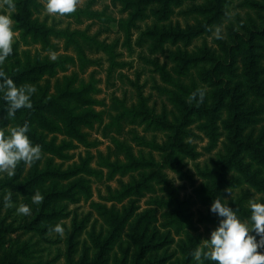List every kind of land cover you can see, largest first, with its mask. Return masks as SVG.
<instances>
[{
	"label": "rangeland",
	"instance_id": "rangeland-1",
	"mask_svg": "<svg viewBox=\"0 0 264 264\" xmlns=\"http://www.w3.org/2000/svg\"><path fill=\"white\" fill-rule=\"evenodd\" d=\"M37 1L40 5L36 9L31 8L32 16L30 19L35 21V25L39 28L42 26L43 29L52 28L55 31L50 35L49 43L35 42L30 34L23 36L21 34L23 29L15 27L21 23L18 20L23 17V14H20L16 8L14 11L8 9L5 0H0V12H8L12 15L16 33L14 43L18 41L20 51H30L33 60L43 64L57 60L60 55L68 57L62 60V63L54 66L53 69H49L47 73L39 76L33 85L37 94H39L38 85L48 88L49 96H53L73 114L83 116V121L76 123L86 140L84 143L66 132L65 125L60 119L64 118L67 122L68 114L63 113L61 118L54 115L52 122L56 128L51 131L42 127L37 129L38 132L45 135L47 141H52L56 147H60V155L44 152L38 163L39 169L47 163L46 159L49 158H52L55 167L57 166L62 171L80 164L82 159H87L92 168L102 170L107 175L108 169L105 166V160L112 163L119 162L118 164L121 165L128 162L116 144V140L126 141L133 147L135 158L144 160L148 165L140 167L144 169V174L162 171L173 186L165 189L164 182H160L157 178L158 175L153 174L152 183L155 190L147 192L144 189V197L136 201L135 204L139 207L124 230L121 239V242L124 243L123 248L127 246L126 236L130 234V226L137 218L136 215L145 213L147 210H154L151 214L145 213L144 218L146 222L152 225L151 231H153L154 226L158 228L161 235L163 232H167L163 223L170 220L174 221L173 218L176 216V214L167 213L171 206L177 215L181 213L183 217L181 219L182 224L176 222L168 227L174 238L168 255L175 253L174 258L181 257L180 245L187 248L194 246L204 249V239L210 237L211 230L218 225L220 219H217V215L210 211L213 200L207 195L210 186L213 187L214 185L210 179L197 173L196 165L208 162L216 151L208 152L205 149L208 139L201 131L195 129L196 121L193 124L194 128H192L196 134L202 136L200 138L196 136L183 138L181 137L183 136L182 133H174L173 130L169 128L166 130L159 125V117L163 114L164 105L170 110H177L180 106L178 103L170 102L167 97L159 95L156 84L164 85V81L159 74L158 67L163 68L167 65V70L171 71L175 67L180 70L181 66H190V63L183 65L182 59L171 60L168 57V49L173 50L177 55V52L180 51L178 48L181 47L182 50L187 49L189 52H194L192 57H202L205 50L208 49L211 53V59L207 60L205 65L203 63L204 68L200 73L201 78L198 79V84L211 92L212 89L224 86L225 79L231 78L229 72L232 71L233 67L227 66V62L233 58H236V65L238 66V70L235 72L237 79L239 81L247 80L248 74L243 70L244 65L249 62L247 55L251 48L257 54V62L254 68L258 70L259 80L264 83V31L261 30L264 25V0H171L167 7L163 6V0H149L144 2L139 10L133 5L118 4L114 7L111 0H95L96 3L92 9L103 13L105 17L102 19L84 17L81 19L82 21L60 14H49L45 10V2ZM89 1L79 0L78 7L85 6ZM133 15H135V23L130 28L132 37L131 42H128L119 23L120 20L132 18ZM252 21L257 24L256 29L251 26ZM195 29H203L202 37L199 36L190 44L185 45L184 33ZM77 31H82L85 38H94L99 42L114 46V72L109 73L111 66L109 56L103 50L87 47V44L83 48L88 58L93 61L89 63L86 70L81 69L76 48H74L76 45L73 42L69 45L66 44V38L71 34L75 40L81 42V37ZM155 32L168 34L163 37L162 46H164V50L157 51L152 47L159 43V35H156ZM175 34H178V39H175ZM218 34L221 38H217ZM174 40H177L176 43ZM53 56L55 59L52 58ZM13 61L14 58L12 57L0 64V71L5 73L6 68L4 67L9 66L8 64ZM227 88L225 86L224 90ZM74 90L81 92L80 96L83 100H80L78 96H71L66 93L69 91L78 93ZM259 95L255 107H264V95ZM144 100L146 101L144 102ZM190 100L193 99L186 98L185 101ZM228 100H225L226 104H229ZM195 116L194 114L191 118L196 120ZM0 123H4L2 127H5L7 131L12 128L13 119L0 114ZM168 123L170 125L177 123L174 114H169ZM263 124L264 121L262 125L257 127L258 133ZM131 131L139 136H144L149 141L154 139L161 145L179 142V139L183 138L184 148L194 147L200 155L194 158L188 151L186 153L180 152L176 146H172L176 151V158L172 165H168L165 157L169 151L160 152L147 145L139 146L134 141V133ZM189 145L191 146L189 147ZM21 162L18 163L17 167L21 166ZM33 163H25L20 177L21 181L28 179ZM13 176L0 174V201L4 205V196L10 191L6 193L3 191L10 189L8 182ZM88 178L90 180V198L78 193L79 201L61 203L67 204L65 209L68 214L67 217L44 218L37 225H31L46 230L44 237L35 230L28 228L35 218L36 210L41 206V202L33 203L31 197L36 191L41 193V190L48 187L50 180L40 181L38 185L40 187L35 188L33 193L17 195V197L15 196L16 200L11 195L13 204L10 207H3L1 217L6 214L5 211L8 208L12 210V217L8 218L7 222H11L13 218L16 220L13 225L14 231L8 239L17 241L19 245L22 243V247H26L27 252H31L27 259L28 263L79 264L83 249L93 245L88 234L91 232L93 224H95L94 234L96 235L100 233L103 224V218L98 215L99 210L93 207L91 203L94 201L107 204L110 207L113 203L106 202L105 198L124 188L119 180H123L129 186L137 185L143 180L135 169L129 170L125 177H122L117 171L110 180L106 179V176ZM66 183L67 181H62L60 184L63 186ZM228 188H230L231 195L226 191ZM247 188L248 185L244 184L226 186L222 189V192H226L222 194V200L227 198L226 202L233 209H236L238 215L243 219L250 216V201L261 200L260 198L264 196L263 191L257 192V189L252 187L251 190L255 192V196L239 202ZM134 194L136 193H133V196L132 194L129 195L120 203H116L117 208L123 209V206L129 204L130 200L137 199L138 196ZM162 198H165V201L170 202V204L164 206L158 204L164 200ZM237 202L238 207H234ZM20 203H26L31 207L32 211L29 215L23 216V214L16 212L15 208ZM47 210H52V205ZM86 217L89 218L86 229L82 232L79 231L80 235L75 238L74 242L67 241L68 232H72L80 224L83 225ZM155 218L156 220H154ZM56 224L62 226V233L53 230ZM162 238L163 236L160 237V239ZM180 240L184 242L181 243ZM9 246L10 243H7L0 249V261L5 257V249L7 250ZM114 247L111 252L112 259L108 264H114L115 257L117 259L122 257L118 243ZM207 262L216 264L215 261L204 258L200 264Z\"/></svg>",
	"mask_w": 264,
	"mask_h": 264
},
{
	"label": "trees",
	"instance_id": "trees-1",
	"mask_svg": "<svg viewBox=\"0 0 264 264\" xmlns=\"http://www.w3.org/2000/svg\"><path fill=\"white\" fill-rule=\"evenodd\" d=\"M42 1L45 2V0ZM111 1L114 7L118 4L125 6L133 5L139 10L141 5L149 0ZM163 1V6L167 7L171 0ZM95 3V0H90L85 6L77 7L75 12L62 15L77 21H82L81 19L84 17L88 19H102L105 17L103 13L92 9ZM15 4V8L20 14H23V17L18 20L21 23L15 26L23 29L21 34L23 36H25V34L27 36L30 34L35 42L41 41L42 44L49 43L50 35L55 33V31L52 28L43 29L42 26L39 28L35 25L36 22L30 19L32 16L31 8L36 9L40 3L37 0H15ZM134 17L135 15L128 20H120L119 23L120 27L124 30L128 42H131L132 34L130 28L135 23ZM253 21L251 22V26H254L256 29L258 26ZM261 30L264 31V25ZM77 32L79 37H81V42H79L80 40H75L71 34L67 36L66 44L69 45L73 42L76 45L74 48H76L81 69L86 70L89 63L93 61L88 58L83 48L87 44V47L92 49L95 48L100 51L103 50L109 56L111 63L109 73L111 74L114 72V46L99 42L94 38H85L82 31ZM202 33L203 29L190 30L188 33H184L183 37H186L185 45L190 44L199 36L202 37ZM35 34L37 37L40 35L39 38H36ZM156 35H159V43L152 47L157 51L164 50V46H162L163 37L168 34L166 32H158ZM175 39H178V34H175ZM176 41L177 40H174V43H176ZM19 47L20 44L18 41L13 43V52L6 60L13 57L14 61L8 64L9 66L6 65L4 67L6 68L5 75L11 77L18 86L24 84L33 85L39 79V76L47 73L49 69H53L54 66L62 63V60L68 58L60 55L55 61L40 64L39 61L33 60L30 51L22 52ZM178 50L180 51L177 52L176 55V52L168 49V57L171 60L182 59L184 61L183 65H188V63H190V66H181L180 70H177L175 67L172 68L171 71L167 70V65L163 68L158 67L164 85L156 84V89L160 93L159 95L167 97L170 102L178 103L180 107L177 110H170L164 105L163 114L159 117V125L164 129L166 128V130L168 128L173 130L174 133H182L183 136L181 137L183 138L185 136L202 137L194 132L193 128L195 127V129L201 131L208 139V144L205 149L208 152H216L208 162L202 165L197 164L196 170L200 176L210 179L213 183L212 185H214L213 187L210 186V191L207 192L210 199H223L222 194L226 192H222V189L226 186L248 185V188L245 189L239 202L246 201L250 197L255 196V192L251 190L252 187L256 188L257 192H264V124L260 127L259 133L257 132V127L262 125L264 121V107H255L257 97H260L259 94L264 95V83L259 80L258 70L254 68L257 62V54L254 53L253 49H249V54L247 55L249 62L244 65L245 67L243 70L248 74L246 81H239V79H237V74L235 72L238 70V66L236 65V58H233L227 62V66L231 65L233 67L231 69L232 71L229 72L231 78L225 79L226 82L224 86L212 89L210 92L206 87L199 86L198 84V79L201 78L200 73L206 61L211 59L210 50H205L202 57H192L194 52H189L187 49L182 50L181 47L178 48ZM225 86L226 88L228 87L227 90H224ZM197 88H203L205 90L204 101L202 103L197 100L185 101L186 98H190V94ZM37 89L39 90V94L35 92L31 96L32 107L30 109H18L16 114L11 117L13 119L12 128L27 122L29 125L27 134L34 144H39L41 146L42 154L48 152L54 155H60V147H56L52 141H47L45 135L38 132L37 128L42 127L50 131L53 130L56 128L52 122L53 116L57 115L61 118L63 117L62 114L66 113L68 114L67 122H65L64 118L60 119L65 125L66 132L71 136L73 135L74 138L86 143L85 135L81 133L76 123L83 121V116L73 114L65 105L57 101L53 96H49L47 91L48 88L38 85ZM74 91L78 92L77 90ZM66 93L71 96H78L80 100H83L80 96L81 92L75 93L69 91ZM225 100H228L229 104H226ZM145 101L146 100H144V102ZM7 107L8 104L3 99V93L0 92V114L6 115ZM169 114H174V118L177 120L176 124L170 125L168 123ZM194 114L196 115V120L191 118ZM195 121L196 126L193 127ZM2 125H4V123H0V127H2ZM133 133V139L139 146L147 145L160 152L169 151L165 157L168 165H172L173 160L176 158V151L172 146H176L180 152L186 153V151H188V153L192 155L191 157L194 158L200 155L199 152L195 151L194 147L190 149L184 148L183 138H180L179 142H169L161 145L154 139L149 141L144 136H139L135 134V132ZM116 144L122 150L128 162L121 165L118 164L119 162L112 163L109 160H105V166L108 169L107 175H105L102 170L92 168L87 159H82L80 164L70 167L66 171H62L57 166L55 167L51 160L52 158H49L46 159L47 163L40 169L38 165L40 159L35 161L30 169L28 179L21 181L20 177L25 167V162L22 161L21 166L17 167L13 178L8 182L10 185L8 187H10V189H4L3 192L6 193L10 191L14 193L11 195L15 199L17 195H28L33 193L35 188L40 187L38 186L40 181L50 180L49 186L46 187L47 189L41 190L44 199L41 201L40 208L36 210L34 220H32L31 224L28 226L29 229L35 230L44 237V232L46 230L37 226L32 227L31 225H37L38 222H41L44 218L67 217L68 214L65 212L67 204L61 203L65 201L77 202L80 199L78 196L79 194H84L86 198H90V180L88 177L95 176L103 178L106 176V179L110 180L117 171H119L122 177H125L129 170L135 169L139 172L143 180L134 186H129L123 180H119V183L122 184L124 188L115 194H111L110 197L105 198L106 202L113 203L110 207L107 204H100L94 201L91 203L93 207L99 210L98 215L103 218V224L98 235L94 234L95 224H93L91 232L88 233L89 239L93 245L83 249L79 264H108L112 259L111 252L114 250L116 243H118V247L121 248L122 257L118 259L115 257L114 264H198L192 255L193 251L196 249L194 246L187 248L186 246L180 245L181 257L174 258L173 255H175V253L168 255V251L172 243H174L172 232L168 227L176 222L182 224L181 219L183 217L181 213L177 215L175 210H173L174 208L171 206L167 213L170 215L176 214V216L173 218L174 221L170 220L163 223V227L167 229V232H163L162 235L158 228L154 226L153 231H151L152 225L144 220L145 213L149 212L151 214L154 210H147L145 213L135 214L137 218H135L132 226H130V234L126 236L127 246L123 248L124 243L121 242V239L124 230L129 220H131L134 213L137 211V207H139L136 206V201L144 197V189L147 192L155 190L154 184L152 183L153 174H157V178L160 182H164L163 185L166 187L165 189L171 188L173 184H171V181L160 170L158 173L153 172L144 174V169L140 167L148 165L144 160H137L135 158L133 147L128 142L116 140ZM190 146L191 145H189V147ZM62 181H67V183L62 186V184H60ZM133 193H136L134 195L138 196L137 199L130 200L129 204H127L128 206L124 205L123 209H118L116 203H120L131 194L133 196ZM162 199L164 200L158 204L162 206L170 204V202L165 201V198ZM260 199L264 201V196ZM51 205L52 210L48 211L47 208ZM3 207H5V205L0 201V249L7 243H10V246L7 250L5 249V257L0 261V264H32L27 262V259L30 257L29 253L31 252H27V248L22 247V243L19 245L17 241L8 239L14 231L13 225L15 224L16 218H13L11 222H7V220H9L8 218L12 217V210H10V208H8V210L5 211L6 214L1 217ZM57 207H60V209H57ZM234 207H238V202ZM217 219L221 218L217 216ZM88 220L89 218L86 217L83 225L80 224L76 226L72 232H68L67 241L74 242L75 238L80 235V232L86 229ZM154 220H156V218ZM176 229L178 228L176 227ZM161 236H163L162 239H160ZM180 241L181 243L184 242L182 240ZM205 264L210 263L207 262Z\"/></svg>",
	"mask_w": 264,
	"mask_h": 264
},
{
	"label": "clouds",
	"instance_id": "clouds-1",
	"mask_svg": "<svg viewBox=\"0 0 264 264\" xmlns=\"http://www.w3.org/2000/svg\"><path fill=\"white\" fill-rule=\"evenodd\" d=\"M7 8L15 10V0H5ZM79 0H45V10L49 14H68L76 11ZM12 15L0 12V64L13 52L15 39ZM217 38H221L218 34ZM55 59V56L52 57ZM36 88L31 84L17 85L11 77L0 71V92L8 107L6 116L13 117L21 108L32 107L31 96ZM205 90L197 88L190 94V99L202 103ZM29 125L25 122L10 130L0 127V174L12 176L15 174L19 162L32 163L41 158L42 151L39 144H34L27 134ZM231 195L230 188L226 189ZM33 203H40L44 197L36 191L32 197ZM227 198H215L210 205V211L221 219L218 225L211 230L210 237L204 239L205 248L197 247L192 255L200 264L202 258L215 261L216 264H264V201H250V216L241 218L236 209H233ZM5 206H12L11 192L4 196ZM16 212L29 215L31 207L20 203ZM54 231L62 233L63 228L56 224ZM258 237V238H257Z\"/></svg>",
	"mask_w": 264,
	"mask_h": 264
}]
</instances>
